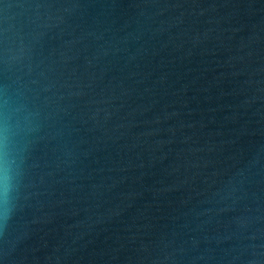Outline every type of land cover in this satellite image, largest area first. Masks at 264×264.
Instances as JSON below:
<instances>
[{
	"label": "water",
	"instance_id": "water-1",
	"mask_svg": "<svg viewBox=\"0 0 264 264\" xmlns=\"http://www.w3.org/2000/svg\"><path fill=\"white\" fill-rule=\"evenodd\" d=\"M5 114L0 264H264V0H0Z\"/></svg>",
	"mask_w": 264,
	"mask_h": 264
},
{
	"label": "clouds",
	"instance_id": "clouds-1",
	"mask_svg": "<svg viewBox=\"0 0 264 264\" xmlns=\"http://www.w3.org/2000/svg\"><path fill=\"white\" fill-rule=\"evenodd\" d=\"M16 135L15 126L5 114L0 119V229L12 216L18 188L21 155Z\"/></svg>",
	"mask_w": 264,
	"mask_h": 264
}]
</instances>
